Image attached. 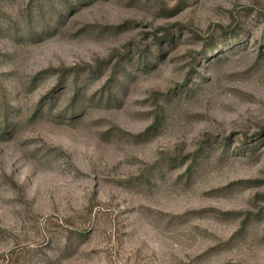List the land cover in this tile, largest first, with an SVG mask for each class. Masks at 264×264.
<instances>
[{
  "label": "rangeland",
  "instance_id": "1",
  "mask_svg": "<svg viewBox=\"0 0 264 264\" xmlns=\"http://www.w3.org/2000/svg\"><path fill=\"white\" fill-rule=\"evenodd\" d=\"M0 264H264V0H0Z\"/></svg>",
  "mask_w": 264,
  "mask_h": 264
}]
</instances>
